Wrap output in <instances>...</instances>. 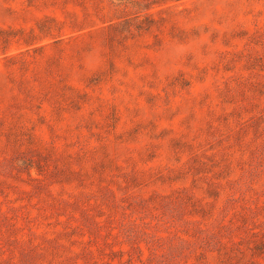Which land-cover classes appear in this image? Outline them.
Segmentation results:
<instances>
[{
	"label": "rangeland",
	"instance_id": "obj_1",
	"mask_svg": "<svg viewBox=\"0 0 264 264\" xmlns=\"http://www.w3.org/2000/svg\"><path fill=\"white\" fill-rule=\"evenodd\" d=\"M0 264H264V0H0Z\"/></svg>",
	"mask_w": 264,
	"mask_h": 264
}]
</instances>
